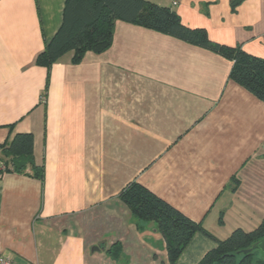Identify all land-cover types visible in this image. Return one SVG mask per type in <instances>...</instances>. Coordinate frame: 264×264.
<instances>
[{"label":"crops","instance_id":"1","mask_svg":"<svg viewBox=\"0 0 264 264\" xmlns=\"http://www.w3.org/2000/svg\"><path fill=\"white\" fill-rule=\"evenodd\" d=\"M66 1L0 0V146L32 134L42 170L0 178V253L14 264H169L164 238L140 228L119 197L132 182L217 240L256 229L264 102L230 79L233 62L117 21L106 52L40 67ZM146 1L264 59V0ZM216 248L197 233L176 264H198Z\"/></svg>","mask_w":264,"mask_h":264},{"label":"trees","instance_id":"2","mask_svg":"<svg viewBox=\"0 0 264 264\" xmlns=\"http://www.w3.org/2000/svg\"><path fill=\"white\" fill-rule=\"evenodd\" d=\"M117 21L165 34L225 57L233 62L230 79L264 102V59L251 56L241 48L215 43L205 30L185 27L171 8L146 0H67L62 27L38 57V66L50 69L70 52L74 64L81 63L89 52H106L112 45ZM0 151V178L6 173L42 177V170L35 164L32 134L15 135L0 146ZM119 197L140 228L153 225L164 238L169 264H176L197 233L217 243V248L198 264H264L260 251L244 253L264 238V219L252 231L237 229L227 239L217 240L201 224L136 182L128 184ZM111 253L119 255L118 245Z\"/></svg>","mask_w":264,"mask_h":264},{"label":"built area","instance_id":"3","mask_svg":"<svg viewBox=\"0 0 264 264\" xmlns=\"http://www.w3.org/2000/svg\"><path fill=\"white\" fill-rule=\"evenodd\" d=\"M178 4V0H173V6H177ZM0 264H14V262L8 255L0 253Z\"/></svg>","mask_w":264,"mask_h":264},{"label":"water","instance_id":"4","mask_svg":"<svg viewBox=\"0 0 264 264\" xmlns=\"http://www.w3.org/2000/svg\"><path fill=\"white\" fill-rule=\"evenodd\" d=\"M254 250H258V251H260V252L264 255V238H263L262 240H260L258 243H256V244L252 247V249H250V250H245L244 253H245V254H248V253H250V252H252V251H254Z\"/></svg>","mask_w":264,"mask_h":264}]
</instances>
